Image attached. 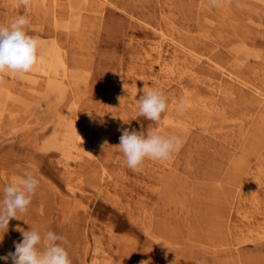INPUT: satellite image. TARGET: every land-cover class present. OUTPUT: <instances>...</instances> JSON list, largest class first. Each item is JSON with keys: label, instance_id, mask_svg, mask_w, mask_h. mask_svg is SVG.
Wrapping results in <instances>:
<instances>
[{"label": "rangeland", "instance_id": "1", "mask_svg": "<svg viewBox=\"0 0 264 264\" xmlns=\"http://www.w3.org/2000/svg\"><path fill=\"white\" fill-rule=\"evenodd\" d=\"M67 1L56 0L57 15ZM49 2L0 0V25L27 17V33L46 44L55 39L66 62L63 84L51 81L58 88L33 70L0 76V199L25 169L40 181L28 211L0 232V257L33 228L66 237L72 264H264V110L186 79L180 84L166 69L174 44L204 31L206 51L231 53L234 68L244 66L239 75L264 90V0L216 7L209 0H105L101 13L80 10L92 27H77L75 17L56 29L45 13ZM166 27L172 41L160 37ZM144 87L166 97L158 122L138 116ZM182 87L192 106L179 113L171 104ZM200 95L207 105L196 102ZM70 126L91 155L61 147ZM124 129L175 134L185 143L167 161L146 159L137 172L115 147Z\"/></svg>", "mask_w": 264, "mask_h": 264}, {"label": "clouds", "instance_id": "2", "mask_svg": "<svg viewBox=\"0 0 264 264\" xmlns=\"http://www.w3.org/2000/svg\"><path fill=\"white\" fill-rule=\"evenodd\" d=\"M221 0H209L210 6H219ZM19 4L28 6L30 0H19ZM30 20L20 15L7 26L0 25V76L10 73L17 78L31 72L38 62V51L42 44L39 37L31 36L26 31ZM143 95L137 100L138 116L158 122L162 113L167 110V100L162 90L144 87ZM121 101L122 98L118 97ZM181 113L184 101H180ZM91 117V113H89ZM82 140V137H80ZM107 142H105L106 144ZM184 139L175 134L161 135L155 131L122 130L118 148L126 159L127 167L141 171L146 159L167 161L184 146ZM90 154V153H89ZM91 155V154H90ZM40 181L34 172L25 169L18 182L6 185L3 199H0V232L5 233L11 219H19V214L28 211L32 198ZM22 241L14 242L15 251L9 252L0 259L12 264H72L66 250V237L47 231L41 235L38 229L21 230ZM3 239L0 238V240ZM141 264H147L141 261Z\"/></svg>", "mask_w": 264, "mask_h": 264}, {"label": "bare ground", "instance_id": "3", "mask_svg": "<svg viewBox=\"0 0 264 264\" xmlns=\"http://www.w3.org/2000/svg\"><path fill=\"white\" fill-rule=\"evenodd\" d=\"M30 1H32V4H35V1H37V0H30ZM40 1H42V0H40ZM238 1L245 2L246 0H238ZM14 2H19V0H14ZM58 2H60V1H58ZM75 2H76L75 4L77 5V7L79 5H81L78 7V8H80V7L81 8L79 10L77 9L78 11L74 12L73 9L75 8V6L71 0H68L66 7H64V9H65L64 15H60V14L57 15V13H56V8H57L56 0H51V2H49V5L47 4L48 6H47V10H45L46 11L45 13H46L47 18L50 21V23L54 29L59 28V27H65V25H62L61 23H59L63 18L72 20L75 17L76 18L74 19V21L76 24H78L77 27L79 25L82 26L83 28L92 27L93 25H91L92 24L91 22L93 20H91L86 15L82 17L80 10L83 8V9H88L89 12H100L101 13V12H103L104 4H105V0H77ZM256 2H257V0H256ZM258 2H259V0H258ZM260 2H262V1H260ZM41 3L43 4V2H41ZM43 5H45V4H43ZM200 5L201 6L203 5V7H204V4H200ZM227 6H228V4H227ZM40 9H41V7H40ZM94 17H95V15H94ZM96 19L97 18H95V20ZM165 31L166 32L168 31V33H166ZM159 32H160V37H161L162 41L166 40V39H170L171 41L173 40L169 34L170 33L169 28L166 27L164 29H159ZM172 32H175V30H172ZM224 34H225V32H224ZM178 35L181 38V34L178 33ZM206 35L207 34L203 31L194 38H189V39L183 38V39L178 40V43H175L174 48H173L174 49L173 53H175V54H173V56H171L170 62L166 65L167 73L170 75L176 76V78L179 80L180 84L184 79H186V80H189L188 83H191L192 86H194L196 89H197V86L203 85L207 89L213 90L219 96L223 97V99L235 101L238 98L239 103L245 109L246 108H253L254 112L256 110H257V112L258 111L260 112L261 109L264 110V90H262L258 85L254 84L248 80H245L243 77H241L239 75V71L242 72L243 70H241V69H243L244 66L240 67L239 70H238V68L237 69L234 68L235 67L234 63H237V61L236 62H232L233 60L229 61V59L231 57L230 55H232V54L229 53L227 50H226L227 51L226 53L228 55L222 54L220 52L216 54V53H209L210 51H206V49L209 47V43H207V41H208L207 38L210 39L209 38L210 36L208 37V35L207 36ZM52 36H55V33L52 34ZM221 37H222V35H221ZM211 41H213V40H211ZM227 43H229V42H227ZM223 46L225 48L226 44H224ZM158 47H159V45H155L154 47L150 48L151 50H154L156 52L157 56L159 55V53L161 51L160 47L159 48ZM61 49L62 48L57 45V42L55 39H52L50 44H46V43L42 42V44L39 48V51H38V62L33 68V72L35 73V75L42 78L47 83L46 84L47 87H50V88L53 87V84H54L51 81H57L58 80L59 84H63L62 82L66 77V68H65L66 62L64 60L65 56H63L64 54L62 53ZM202 50H203V52H202ZM223 56L227 58L225 61L223 59H220V57H223ZM203 64L205 65L204 69L202 66H200ZM236 67H238V66H236ZM60 69H61V71H59ZM9 75H11V74H9ZM262 81H264V80H262ZM54 87L58 88L57 84H54ZM184 88L185 87L181 88L183 91L181 93V98L178 101V104H180L181 100L184 101V104L182 106L183 110L185 108H188V106H192V101H191L192 95L189 94V91L187 90V88L186 89H184ZM60 89H61V86H60ZM48 90L50 91V89H48ZM187 96H188V98H187ZM208 101L209 100H207V98H205L202 95H200L199 98L196 99V102L201 103L203 106L207 105ZM178 104L173 103V104H171V106L174 105L178 109L176 111L181 112V104L179 106H178ZM172 110H174V109H172ZM218 111H219V109H218ZM218 111H217L218 114L222 112V111L221 112H218ZM223 113H222V115H223ZM242 115L238 116V118H240V117L242 118ZM259 117H261V120L264 121V115L259 114ZM178 121H179V119H178ZM183 126H184V123H183ZM240 127L242 130V125H240ZM170 128H171L170 130L174 129V127H170ZM63 132H65V133H62L63 135H62L61 147H63L64 150L68 149L69 150L68 154L72 153V152H83L85 154L90 153L89 148H87V143L85 141V137L77 129L76 126H70V128H68V130L63 131ZM243 132H244V130L240 131L241 136H243ZM247 132L250 134L249 136H253V133H250L249 130H247ZM80 137H82V140ZM220 214H222V213H220Z\"/></svg>", "mask_w": 264, "mask_h": 264}]
</instances>
